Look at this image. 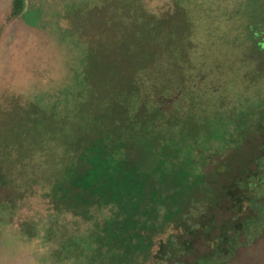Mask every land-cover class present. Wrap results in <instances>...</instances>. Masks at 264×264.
<instances>
[{
    "label": "trees",
    "instance_id": "obj_1",
    "mask_svg": "<svg viewBox=\"0 0 264 264\" xmlns=\"http://www.w3.org/2000/svg\"><path fill=\"white\" fill-rule=\"evenodd\" d=\"M24 9L15 0L13 18ZM175 39L178 67L165 92L136 81L112 123L89 127L97 137L82 132L50 163L46 198L56 220L21 226L29 242L48 246L42 264H236L262 234L264 0H253L235 39L244 95L228 91L239 82L225 79L221 64L195 61V32ZM105 210L102 220L94 212ZM71 219L94 226L76 234L66 229Z\"/></svg>",
    "mask_w": 264,
    "mask_h": 264
},
{
    "label": "rangeland",
    "instance_id": "obj_2",
    "mask_svg": "<svg viewBox=\"0 0 264 264\" xmlns=\"http://www.w3.org/2000/svg\"><path fill=\"white\" fill-rule=\"evenodd\" d=\"M14 2L0 0V264H42L48 246L29 242L21 226L56 220L46 198L50 163L83 133L97 137L89 127L112 123L136 81L165 92L178 67L173 43L184 34L198 39L195 61L221 64L225 79L239 82L228 91L242 95L245 70L236 63L244 53L235 39L253 0H25L18 18ZM68 222L76 234L94 226ZM254 241L236 264H264V230Z\"/></svg>",
    "mask_w": 264,
    "mask_h": 264
}]
</instances>
